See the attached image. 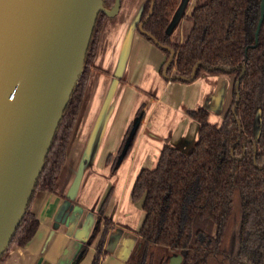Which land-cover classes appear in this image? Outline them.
Returning a JSON list of instances; mask_svg holds the SVG:
<instances>
[{
  "label": "trees",
  "instance_id": "trees-1",
  "mask_svg": "<svg viewBox=\"0 0 264 264\" xmlns=\"http://www.w3.org/2000/svg\"><path fill=\"white\" fill-rule=\"evenodd\" d=\"M150 1L144 2L136 26L147 17ZM260 1L194 0L183 17L191 28L181 43L174 42L166 32L179 0L154 1L142 30L149 41L172 51L166 75L173 74L181 82L193 73L192 81L201 73L233 77L234 86L220 123H214L205 108L186 113L198 124L196 143L189 152L165 144L156 166L137 175L131 201L141 203L144 220L128 264H166L174 256L181 257L180 264H264V18L253 47ZM115 3L102 0V7L112 11ZM107 18L104 13L97 16L81 73L26 212L0 264L11 247H25L37 231L38 221L30 211L32 201L38 192H53L65 164L67 145L95 69L99 36ZM161 50L169 59L168 50ZM135 116L142 118L141 108ZM108 200L109 194L99 210L101 216ZM111 226L105 220L91 264H100L105 256L103 244ZM86 250L87 245H82L76 258H82Z\"/></svg>",
  "mask_w": 264,
  "mask_h": 264
},
{
  "label": "crops",
  "instance_id": "crops-1",
  "mask_svg": "<svg viewBox=\"0 0 264 264\" xmlns=\"http://www.w3.org/2000/svg\"><path fill=\"white\" fill-rule=\"evenodd\" d=\"M144 1L121 0L118 13L104 22L65 164L53 192H38L32 201L37 231L25 247H11L1 264H72L85 244L76 264H91L105 220L112 226L100 264H128L144 220L141 203L131 201L137 175L157 163L165 144L193 148L198 124L188 111L207 107L212 121L220 123L228 109L230 77L204 73L191 82L161 77L164 53L129 21L134 4ZM143 106L132 148L116 165L131 121Z\"/></svg>",
  "mask_w": 264,
  "mask_h": 264
},
{
  "label": "water",
  "instance_id": "water-1",
  "mask_svg": "<svg viewBox=\"0 0 264 264\" xmlns=\"http://www.w3.org/2000/svg\"><path fill=\"white\" fill-rule=\"evenodd\" d=\"M154 1L151 0L147 17L138 26L142 35L145 34L142 26L152 14ZM184 1L180 0L173 13L167 35L177 29L189 4V0ZM119 7L120 0H116L112 11L103 9L102 0H0V257L26 212L81 73L97 16L104 13L113 17ZM263 18L264 0H261L253 47ZM153 43L170 53L163 68L167 77L173 53L156 41ZM171 77L179 80L173 74ZM193 79L194 73L182 80ZM139 125L140 119L132 124L117 157L118 164L125 158ZM181 260L176 256L169 264H180Z\"/></svg>",
  "mask_w": 264,
  "mask_h": 264
},
{
  "label": "rangeland",
  "instance_id": "rangeland-1",
  "mask_svg": "<svg viewBox=\"0 0 264 264\" xmlns=\"http://www.w3.org/2000/svg\"><path fill=\"white\" fill-rule=\"evenodd\" d=\"M124 1V0H123ZM145 2V1H144ZM144 2L143 3H141V2H139V3H141V5L139 4V3H137L138 5H136V7H134L135 6V4H134V6H133V8H132V11H131V13H130V20L129 21H132L133 23H138V21H139V19H140V14H141V12H142V7H143V4H144ZM179 2H180V0H179ZM183 2H185L184 0H183ZM193 2H194V0H189V4L187 5V7H186V9H185V12H184V14H183V17L184 16H186L187 14H188V12L190 11V9L192 8V4H193ZM139 6V7H138ZM183 17L181 18V21H180V23L178 24V27H177V29H175V31L173 32V33H171V36H172V40L174 41V42H178V43H181L184 39H185V37L187 36V34H188V32H189V30H190V28H191V24L189 23V22H185L184 20H183ZM108 19V18H107ZM139 26V25H138ZM143 36V35H142ZM158 47V46H157ZM166 59V58H165ZM165 64H166V60L164 61V63H163V66H162V70H161V77L165 80V81H167L168 79H170V78H172L171 77V75H168L167 77H165L164 76V74H163V68H164V66H165ZM202 74H204V73H201L200 75H202ZM172 80V79H171ZM141 110H142V114H143V111L145 112V110H146V106H143L142 108H141ZM142 119V118H141ZM141 119H140V121H141ZM136 120H139V117H133V119H132V121H131V123H135L136 122ZM256 121H258V113H257V115H256V119H255ZM110 162V161H109ZM118 164V162H116V165ZM155 165L156 164H153L152 165V167H151V169L152 168H154L155 167Z\"/></svg>",
  "mask_w": 264,
  "mask_h": 264
},
{
  "label": "flooded vegetation",
  "instance_id": "flooded-vegetation-1",
  "mask_svg": "<svg viewBox=\"0 0 264 264\" xmlns=\"http://www.w3.org/2000/svg\"><path fill=\"white\" fill-rule=\"evenodd\" d=\"M146 1V0H145ZM120 2H121V0H120ZM150 3H151V1H150ZM139 25V24H138ZM137 28H138V26H137ZM166 58V57H165ZM166 60V62H167V60L168 59H165ZM162 70V69H161ZM231 78V80H232V86H231V94H232V89H233V86H234V78L233 77H230ZM224 115V114H223ZM223 117V116H222ZM221 122V121H220ZM214 123H216V121L214 120ZM218 124V123H217ZM174 257H176V256H174ZM171 258H173V257H171ZM170 258V259H171ZM170 259H168V261H167V263L166 264H169V261H170Z\"/></svg>",
  "mask_w": 264,
  "mask_h": 264
}]
</instances>
